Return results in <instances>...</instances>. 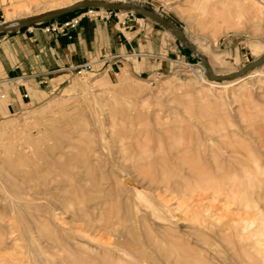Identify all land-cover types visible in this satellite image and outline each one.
<instances>
[{"label":"rangeland","instance_id":"obj_1","mask_svg":"<svg viewBox=\"0 0 264 264\" xmlns=\"http://www.w3.org/2000/svg\"><path fill=\"white\" fill-rule=\"evenodd\" d=\"M84 1L0 0V23ZM91 1L138 5L185 40L134 12L115 25L130 23V39L160 31L174 47L160 72H138L131 56L86 77L62 69L20 113L0 120V264H264V235L256 231L264 178L258 188L247 176L248 168L264 170V76L208 83L235 80L264 58V0ZM257 66L264 73V63ZM74 82L83 90L74 91ZM229 147L247 164V175L241 166L236 175L253 186V212L226 205L202 189L199 171L187 170L192 158L207 166ZM145 154L155 162L143 161ZM176 170L189 183L160 184ZM235 217L257 222L248 229ZM168 218L178 224L173 235L161 229Z\"/></svg>","mask_w":264,"mask_h":264},{"label":"crops","instance_id":"obj_2","mask_svg":"<svg viewBox=\"0 0 264 264\" xmlns=\"http://www.w3.org/2000/svg\"><path fill=\"white\" fill-rule=\"evenodd\" d=\"M63 8L26 19L24 23ZM86 9L80 7L56 18L11 30L1 29L4 24L0 23V94L5 96L0 101V120L7 114L20 113L35 92L48 87L55 74L69 65L92 63L96 69L114 71L131 56L137 62L132 65L138 72L150 74L160 72L170 60L174 47L161 37L160 31L157 37L143 33L130 39L126 35L133 31L130 23L121 29L114 21L84 18L77 28L68 29L66 35L45 32V28L66 23Z\"/></svg>","mask_w":264,"mask_h":264},{"label":"bare ground","instance_id":"obj_3","mask_svg":"<svg viewBox=\"0 0 264 264\" xmlns=\"http://www.w3.org/2000/svg\"><path fill=\"white\" fill-rule=\"evenodd\" d=\"M193 5H194V2H193ZM128 7H129V5L128 4H125V7L123 8V10H121V13L122 14H124L125 15V13L128 11ZM201 9V8H200ZM135 10H141V11H143V8L142 7H140V6H138V5H136V7H135ZM201 10H204V9H201ZM204 12V11H203ZM202 12V13H203ZM22 23H24V22H21L20 20H17V18L16 19H14V18H12V19H9V20H7L5 23H4V25H3V27L4 28H12V27H16V26H18V25H20V24H22ZM205 68H206V70H207V73L206 74H208V75H212V71H210V69H211V66H208L207 65V67L206 66H204ZM259 68H261V67H259V66H256V67H253V68H251V69H249V70H247V71H245L242 75H239V77L237 78V79H235V80H232V81H228V82H224V84H220V83H218V82H209L208 81V83L210 84V86H213V87H217L218 85H222L223 87L225 86V85H227V84H232V83H239V84H244V83H246L248 80H247V78H249V77H252V76H254V75H261V76H264V73L262 72V70L261 69H259ZM258 69V70H257ZM264 70V69H263ZM199 73H203L204 72V69H201L200 71H198ZM247 76V77H246ZM226 87V86H225ZM81 89V87H80V85H76L75 84V82H74V85H73V88L72 89H74V91L75 90H77V89ZM81 90H83V89H81ZM13 125H6V126H4L2 129L3 130H8V129H10L11 127H12ZM212 144H216V141H212ZM230 149H231V152L229 153V152H218L219 154H218V157L215 159V163L214 162H210L209 161V163H208V165L207 166H205V165H201V163L200 162H196L193 158H192V160L190 161V164L191 165H189L188 166V168H187V170H197V171H199L200 172V174H201V177H202V179H203V181L205 180V182H204V186L202 187V189L204 190V191H207V190H211L212 192H213V195H219V196H224V200H225V203H226V205L227 204H233L235 207H236V209L237 210H244V211H249V212H253V209L255 208L251 203H252V200L250 199V198H253V196H255L256 195V193L255 192H253V195L250 193L251 192V188L253 187H251V186H248L247 184L245 185L244 184V182L242 183V182H240L239 181V179H237V178H241V177H237V171H238V169H236V167H238V166H241L242 167V170H246L247 169V167H246V165H244V163H241V159H240V157L238 158V156H237V154L239 153L238 152V150L236 151L235 149H233L232 147H229ZM239 149V148H238ZM147 150V148L146 149H144V150H142V151H145V153L147 152L146 151ZM224 151V150H223ZM148 153H150V152H148ZM142 156H144L143 157V161H145V162H148V163H153V162H155L154 161V158L151 156V155H147V154H145V155H142ZM242 156H245V155H242ZM185 158H187V159H184V161L182 160L181 162L183 163V164H189V159L190 158H188V157H185ZM243 158V157H242ZM212 159V158H211ZM202 160V159H201ZM257 160V159H256ZM203 161V160H202ZM215 164V165H214ZM210 165H214V168H216V171L215 172H213L212 170H210V169H213L212 167H210ZM255 166V165H254ZM255 167H260L259 166V161H257V166H255ZM145 169V168H144ZM244 170V171H245ZM248 172V175H247V173H246V171L244 172V173H246V175L248 176V180L250 181V180H252L254 183H257L258 184V188H261V186L260 185H262V183H263V178H264V170L263 171H261V172H255L254 171V168L253 169H251V170H249V168H248V170H247ZM191 172V171H190ZM236 172V173H235ZM215 174V173H217V177H216V175H215V177H213L212 176V174ZM235 173V174H234ZM240 173V172H239ZM166 174V173H165ZM193 174V173H192ZM237 174V175H236ZM197 175H199V174H197ZM149 177H150V175H148ZM192 176V175H191ZM259 178H258V177ZM263 177V178H262ZM189 178V177H188ZM196 178V177H195ZM199 178V177H198ZM154 179H156V177H152V181H154ZM173 179H178L179 181H182V182H187V179L185 178V175L184 174H182V173H177V170H176V174H174L172 177H169V178H166L163 182H160V184H164L166 187H168L169 188V184L172 182V180ZM157 180V179H156ZM197 180V179H196ZM199 180V179H198ZM247 180V181H248ZM9 182V181H8ZM187 183H189V181L187 182ZM187 183H185V184H187ZM201 183V182H200ZM248 183V182H247ZM202 184V183H201ZM11 186V185H10ZM256 187V186H255ZM12 189V188H11ZM201 190V189H200ZM169 191V190H168ZM196 191H197V189H196ZM189 193H191V192H189ZM193 193V192H192ZM204 193V195H205V193H207V192H203ZM248 196L247 198H243L244 196ZM257 199V198H256ZM258 200V199H257ZM157 204H160L159 202H157V201H155ZM195 203H197L196 202V200L194 201ZM256 203V202H255ZM257 203H258V201H257ZM256 203V204H257ZM263 204H264V202H263ZM161 205V204H160ZM162 206V205H161ZM160 206V207H161ZM258 207V206H257ZM263 207V206H262ZM262 207H260V209L263 211H261L262 213H261V215L264 213V207L262 208ZM164 209V208H163ZM162 209V210H163ZM228 209L229 208H225V211L227 212L228 211ZM259 209V210H260ZM112 210H114V209H112ZM111 210V211H112ZM203 210H204V212L206 211L207 213L211 210L210 209V207H206V206H203ZM118 211V210H117ZM223 211V210H222ZM255 212H257V211H255ZM259 212V211H258ZM112 213V212H111ZM219 213H220V211H219ZM227 214V213H226ZM238 215V214H237ZM253 215V214H252ZM264 215V214H263ZM229 216V215H228ZM215 217V216H214ZM237 217V216H236ZM236 217L235 218H233L231 221H232V223L235 225V224H239V223H241V224H243V227H244V225H246V227L249 229V228H252L255 224H256V222H257V220L255 219V218H250V220H246L245 218H243L244 220H241L242 218L241 217H239V218H237L236 219ZM110 218V217H109ZM167 218V217H166ZM241 218V219H240ZM194 219V218H193ZM262 220H261V222H260V224L261 225H259L258 224V226H256V231L258 232V233H261L262 235H264V217H262L261 218ZM164 222H166L162 227H161V229H163V231L165 232H167V233H170V234H172L173 235V232L172 231H174V226H176L177 227V222H175L174 220H172V219H170V218H168V220H166V221H163V223ZM191 223V222H190ZM204 224H201V225H199V227H196V228H194L195 229V231H196V233L197 232H199L200 231V229H201V226H203L204 228H206L207 227V225H208V223L206 222V221H204L203 222ZM197 224V223H196ZM205 224H207V225H205ZM184 226H186V227H188L186 224H181V225H179L178 227H180V229H182V228H184ZM192 226V225H191ZM210 226V225H209ZM102 227V226H101ZM190 228V227H189ZM226 228H227V225H226ZM243 230H244V228H242ZM241 229V230H242ZM230 230V229H229ZM239 230V229H238ZM177 232V231H176ZM127 233V232H126ZM175 233V232H174ZM118 234V233H117ZM122 234V233H121ZM175 236V235H174ZM133 239V238H132ZM205 240V239H204ZM248 241V240H247ZM249 242V241H248ZM109 243V242H108ZM248 245H251V244H248ZM212 247H213V245H212ZM195 248V247H194ZM252 248V247H251ZM196 250V249H195ZM159 252V251H158ZM184 252H185V250H184ZM259 252V251H258ZM185 256H189L188 255V253H185L184 254ZM186 258H188V257H186ZM254 257H250L249 259H250V261H251V259H253ZM178 260V259H177ZM255 260V259H254ZM256 262H258V261H256ZM255 262V263H256ZM255 263H253V262H250V264H255ZM167 264H170V263H168L167 262ZM172 264V263H171ZM176 264H180L179 262H177ZM184 264H189V262H188V260H184ZM193 264V263H192ZM200 264V263H199ZM256 264H258V263H256Z\"/></svg>","mask_w":264,"mask_h":264},{"label":"built area","instance_id":"obj_4","mask_svg":"<svg viewBox=\"0 0 264 264\" xmlns=\"http://www.w3.org/2000/svg\"><path fill=\"white\" fill-rule=\"evenodd\" d=\"M121 11H109L102 8H94L89 7L86 9V11L75 18L71 19L70 21L63 23V24H55L50 27L45 28L46 33L50 32H57L61 33L63 35H66L68 29H75L79 26L80 22L84 18H89L94 21H116V25H123L125 26L127 24V21H131L129 16H134L133 11H127L125 14L124 21H121ZM124 16V14H122ZM94 65L92 63H85L83 65H69L68 67L64 68L63 70L75 74L80 77H86L88 74H90L93 70ZM0 99H5V96H0Z\"/></svg>","mask_w":264,"mask_h":264},{"label":"water","instance_id":"obj_5","mask_svg":"<svg viewBox=\"0 0 264 264\" xmlns=\"http://www.w3.org/2000/svg\"><path fill=\"white\" fill-rule=\"evenodd\" d=\"M128 5H129L128 11H133V12L140 14V15L147 17V18H152L156 23L162 24L163 27L167 26L170 30H172L174 36L177 39L185 40L184 33L182 31H180L173 24L164 20L160 15H157L154 13H149V12H146L144 10L143 11L135 10L136 5H130V4H128ZM80 7H85V8L94 7V8L106 9L109 11H121L125 7V4L104 3V2H97V1H91V0L84 1V2H80V3L72 4L68 7H65L63 9L58 10V11H55L54 13H52L50 15L40 17V18H35L33 20H30L29 22L22 23L16 27L7 28V29L2 27L1 29L11 30V29H15V28H21L22 26H30V25H33V24L38 23V22H43L46 20H50V19L59 17V16L64 15L66 13H70V12L75 11L76 9L80 8ZM196 54H198V53H196ZM203 62L205 64V66L207 67L208 63L205 60H203ZM262 63H264V58L260 62H258V64H255V66H253V67H256L257 65H261ZM253 67H251V68H253ZM251 68H249V69H251ZM249 69H247V70H249ZM210 71H211V69H210Z\"/></svg>","mask_w":264,"mask_h":264}]
</instances>
